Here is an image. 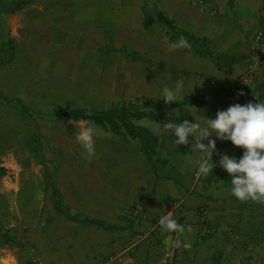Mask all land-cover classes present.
Listing matches in <instances>:
<instances>
[{
	"label": "rangeland",
	"instance_id": "1",
	"mask_svg": "<svg viewBox=\"0 0 264 264\" xmlns=\"http://www.w3.org/2000/svg\"><path fill=\"white\" fill-rule=\"evenodd\" d=\"M212 1L147 0L155 18V24L148 28L141 0H38L21 12L0 16V44L12 39L15 46V59L8 62V51L0 45V93L21 99L34 113L30 118L16 106L0 102V167L9 171L0 177V234L18 243L9 246L29 247L31 264H49L52 242L46 231L57 215L54 190L59 191L63 204L85 217L95 213L94 199L109 197L105 191L84 189L105 186L93 181L128 176L145 192L153 176L139 141L119 139L103 130L105 135L96 138L95 157H89L75 141L74 125L58 121V112L77 107L108 109L127 103L147 105L145 111L173 120L175 102L168 105L162 101L152 84L156 85L158 75L174 73L158 68L156 49V56L151 54L150 58L152 69H148V52L144 50L148 43L156 48L165 37L167 45L171 42L165 18L174 21L180 14L184 18L190 6L215 14ZM72 122L79 127L87 121ZM156 122L164 123L143 119L136 124L153 131ZM157 157L167 159L161 150H157ZM164 171L166 166L160 165L159 173ZM175 179L178 185L180 180ZM173 204L167 201V207ZM138 207L143 212L135 220L132 213L136 207L131 211L133 225L145 216L144 208ZM257 218L256 238L253 232L235 233L230 247L215 251L212 257L206 254L213 258V263L207 264H264V209ZM66 229L70 235L81 233L72 226ZM241 236L260 239L261 245L252 246V240H241ZM0 244H4L1 237ZM148 246L142 253L147 264L153 255L166 259L167 264H179L187 253L179 245L155 252ZM117 260L111 256L96 264H116Z\"/></svg>",
	"mask_w": 264,
	"mask_h": 264
},
{
	"label": "crops",
	"instance_id": "2",
	"mask_svg": "<svg viewBox=\"0 0 264 264\" xmlns=\"http://www.w3.org/2000/svg\"><path fill=\"white\" fill-rule=\"evenodd\" d=\"M212 3L216 9L215 14L202 12L196 6H190L184 18L180 17L183 14L174 17L175 26L189 31L198 38H207L211 42L212 50L217 53L244 59L233 65L230 72L217 67L211 59L198 57L184 49L167 52L165 39L164 43L159 42L154 49L148 43L144 50L148 52V69H152L150 58L151 54L152 57L156 56L154 53L156 49L158 68L164 67L174 73V76L158 75L156 85L154 82L152 84L153 91L156 86L160 94L163 87L172 86L177 80H184V94L178 101L190 96H202L206 102L202 107L185 106L176 109L172 117L176 123H182L183 119L194 123L193 116H196V113L198 116L215 118L218 111L229 107L226 86L234 84L245 72L253 37L264 27V0H213ZM256 98L264 100V59L254 72L251 95L243 97L239 104L256 103L258 102ZM178 115L180 118H176ZM198 116L197 121L205 123ZM156 135L172 152L171 155H167L161 150L167 156V159L162 158L169 162L166 166L167 172L159 173L161 178L158 181H155L153 175L145 192H141V188L135 185V178L128 176H111L92 182L105 185L103 187H84L87 190L96 189L99 193L105 191L109 197L94 199L92 205L95 213L85 217L79 216V213L64 203L65 208L81 219L99 221L114 228L107 230L91 224L75 223L57 214L46 231V236L50 237L52 242L49 248V264H96L97 260L111 256L118 259L116 264H147L142 253H146L148 245L154 247L153 252L158 248L170 250L172 246L179 245L187 252L181 256L179 264H207L209 261L212 262L213 258L210 257L215 251L232 245L231 239L235 240V233L253 232V238H256L255 224L259 222L256 217L263 211L264 204L250 200L240 201L232 196L231 177L221 172L223 169L219 166L207 177L195 178V168L191 160L198 156V152L191 149L192 144L184 145L187 151L178 153L180 146L172 143L174 138L169 136L168 130ZM217 149L237 159L243 154V150L236 148L231 142L217 140ZM213 161L218 165L219 156L214 155ZM218 172H221V175L217 174ZM168 177L177 178L180 183L177 185L167 179ZM82 193L77 192L78 195ZM169 200L174 203L170 208L167 207ZM139 205L144 208L145 216L140 224L133 225L129 221L130 213ZM202 211L206 213L204 218ZM166 214L176 219L183 231L164 232L158 221ZM202 220L206 221L209 231L203 228ZM71 226L81 233L70 235L66 228ZM189 227L191 231H188ZM241 237H239L241 240H252V246L261 245L260 239L256 241L252 237L249 239ZM185 243L191 247L186 248ZM72 244L74 247L71 253H68ZM79 248L82 249L78 251ZM137 248L139 250H136ZM30 256L29 247L0 244V264H31ZM167 263L166 259H157L153 255L150 264Z\"/></svg>",
	"mask_w": 264,
	"mask_h": 264
},
{
	"label": "clouds",
	"instance_id": "3",
	"mask_svg": "<svg viewBox=\"0 0 264 264\" xmlns=\"http://www.w3.org/2000/svg\"><path fill=\"white\" fill-rule=\"evenodd\" d=\"M165 39L167 40V37ZM187 47L189 45L186 39L180 37L168 43L166 51L172 53ZM184 90V80H177L174 85L161 89L160 95L163 97L161 100L171 105L178 101ZM257 101L230 105L226 110L218 111L215 118L198 116L196 113V116L205 121L203 124L193 115L194 123L189 122L188 119L176 123L169 117L167 123L156 122L158 126L153 131L154 133H159L161 130L170 131L174 138L172 143L176 146L192 144L191 149L198 152V156L191 160L197 178L207 177L219 166L231 177L232 196L240 201L250 200L264 204V100L257 99ZM176 118H180V115ZM71 123L76 130L73 134L75 141L89 157H95L96 138L105 135L104 131L95 122H81L79 127L72 121ZM217 140L231 142L236 148L242 149V156L237 159L219 151ZM214 155L219 156L218 165L213 161ZM158 223L164 232L183 231L176 219L170 218L169 214L162 215ZM188 231H191L190 227ZM184 246L191 247L188 243Z\"/></svg>",
	"mask_w": 264,
	"mask_h": 264
},
{
	"label": "trees",
	"instance_id": "4",
	"mask_svg": "<svg viewBox=\"0 0 264 264\" xmlns=\"http://www.w3.org/2000/svg\"><path fill=\"white\" fill-rule=\"evenodd\" d=\"M38 0H0V16H10L15 13L21 12L24 8L36 3ZM143 3L144 13V24L145 26L151 27L155 24L154 15L150 13V4L147 0H141ZM167 25V34L169 35L170 41L178 40L180 37H184L189 47L184 48L188 53L201 58L211 59L219 68H225L229 72L233 68V65L240 62L241 58H232L225 54H220L212 50L211 42L207 38H198L188 31L179 29L175 26L174 21L165 18ZM3 48L7 49L9 61L12 62L15 59V46L14 42L9 40L5 44H0ZM5 49V50H6ZM0 102L8 105L16 106L19 111L32 118L34 116L33 111L19 98H8L0 93ZM206 104L202 96H190L181 101L175 102L174 109H181L185 106H196L202 107ZM149 107L147 105H134L121 103L113 105L108 109H86V108H72L70 110H61L56 115L58 121H87L95 122V124L102 130L111 133L114 137L125 140H137L140 143V152L144 156L147 164L149 165L155 181H158L161 177L159 176V166H167L168 161L157 157V150H163L167 155H171L172 152L167 148L165 142L154 134L150 129L143 126L137 125L143 119H156L158 121H165L161 115L145 111ZM169 136L172 137L170 131ZM187 149L184 145L180 146L178 153L186 152ZM221 172L226 173L224 170ZM221 172L217 174L221 175ZM9 171L5 167H0V177L7 176ZM228 174V173H227ZM167 179L177 182L176 179L168 177ZM53 205L58 215L65 217L67 220L75 223H86L105 229H113L114 227L106 226L102 222L81 219L76 215H72L64 206L60 193L58 190L53 191ZM1 239L5 245H17L18 243L13 237L6 234H0Z\"/></svg>",
	"mask_w": 264,
	"mask_h": 264
},
{
	"label": "built area",
	"instance_id": "5",
	"mask_svg": "<svg viewBox=\"0 0 264 264\" xmlns=\"http://www.w3.org/2000/svg\"><path fill=\"white\" fill-rule=\"evenodd\" d=\"M264 59V27L261 28L259 31H257L253 37L252 42V50L251 53L248 56V65L246 67L245 72L238 78V80L231 85H227V98H228V105H233L236 103H239V101L245 97L251 95V87H252V78L254 75V72L256 71L257 67L262 63V60ZM244 93L243 95H240V93ZM142 209L140 207H136V209L133 211V219L138 220L139 217H141ZM204 218L205 215H202ZM203 221V228L206 231H209L210 229L207 226V223L205 220ZM35 264H42L38 261H35ZM108 264H112V262H109Z\"/></svg>",
	"mask_w": 264,
	"mask_h": 264
}]
</instances>
